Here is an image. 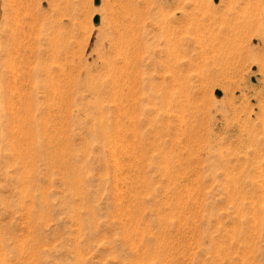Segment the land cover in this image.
<instances>
[{
  "label": "rangeland",
  "instance_id": "rangeland-1",
  "mask_svg": "<svg viewBox=\"0 0 264 264\" xmlns=\"http://www.w3.org/2000/svg\"><path fill=\"white\" fill-rule=\"evenodd\" d=\"M0 264H264V0H0Z\"/></svg>",
  "mask_w": 264,
  "mask_h": 264
},
{
  "label": "water",
  "instance_id": "water-1",
  "mask_svg": "<svg viewBox=\"0 0 264 264\" xmlns=\"http://www.w3.org/2000/svg\"><path fill=\"white\" fill-rule=\"evenodd\" d=\"M97 22H98V19L96 18V19L94 20V23L97 24Z\"/></svg>",
  "mask_w": 264,
  "mask_h": 264
}]
</instances>
